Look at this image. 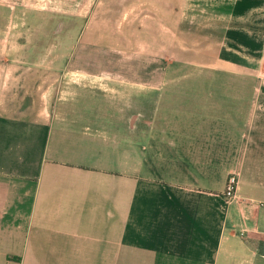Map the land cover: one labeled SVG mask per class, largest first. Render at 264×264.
<instances>
[{"label": "crops", "instance_id": "crops-1", "mask_svg": "<svg viewBox=\"0 0 264 264\" xmlns=\"http://www.w3.org/2000/svg\"><path fill=\"white\" fill-rule=\"evenodd\" d=\"M31 1L0 0V264H264V40L241 24L249 0L210 5L226 21L196 32L221 36L184 60L228 68L232 47L237 72L135 78L38 59ZM102 1L99 17L181 20L192 0Z\"/></svg>", "mask_w": 264, "mask_h": 264}, {"label": "rangeland", "instance_id": "rangeland-1", "mask_svg": "<svg viewBox=\"0 0 264 264\" xmlns=\"http://www.w3.org/2000/svg\"><path fill=\"white\" fill-rule=\"evenodd\" d=\"M256 2H260V5H253V0H249L250 5H246L244 20L239 18L241 24L259 27V35L264 40V0H255ZM29 3L35 9L30 12L31 32L36 35L34 54L38 59L59 60L61 57L100 59L101 65L95 64V67H91L93 70L101 73L128 74V78L157 73L237 72L235 68L238 51L232 47L228 50L230 59L228 68L199 66L184 61L190 57L187 53L193 54L196 47L201 46L205 39L209 40L210 37L219 39L221 36L196 32L198 29L205 30L226 21L208 8L210 5L220 4V0L186 2L182 8L184 14L181 20L173 18L172 9L168 11L167 8L160 17L156 15L148 18L99 17L97 10L100 6L103 8L106 5L100 0H32ZM63 10H69L70 14L63 16L60 14ZM232 23L236 24V19ZM196 25L199 26L198 29L195 28ZM67 27L72 28L71 33H66ZM177 28L181 29L180 34L175 32ZM249 30L253 36L252 28ZM78 36L85 49L78 46L76 41ZM237 37L240 35L230 34V41L236 40ZM228 45L233 44L228 42ZM245 54L252 57L253 52L246 50ZM191 59L195 61L194 56ZM260 59L264 72V50L260 51ZM103 94L100 92V100L95 104L103 109L109 108L110 100ZM79 104L90 105L91 101L81 100Z\"/></svg>", "mask_w": 264, "mask_h": 264}, {"label": "built area", "instance_id": "built-area-1", "mask_svg": "<svg viewBox=\"0 0 264 264\" xmlns=\"http://www.w3.org/2000/svg\"><path fill=\"white\" fill-rule=\"evenodd\" d=\"M237 189V176L236 174H230L226 181V187L224 191V196L226 200L232 201L235 198Z\"/></svg>", "mask_w": 264, "mask_h": 264}]
</instances>
